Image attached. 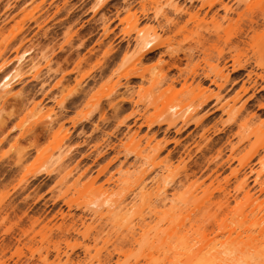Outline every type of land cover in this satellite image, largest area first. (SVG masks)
Masks as SVG:
<instances>
[{
    "label": "rangeland",
    "instance_id": "obj_1",
    "mask_svg": "<svg viewBox=\"0 0 264 264\" xmlns=\"http://www.w3.org/2000/svg\"><path fill=\"white\" fill-rule=\"evenodd\" d=\"M95 4L0 0V81L22 52L41 57L0 113V264H148L150 253L169 264L184 252L178 235L196 248L252 219L238 214V189L245 175L257 193L249 172L264 158V0ZM149 35L157 48L137 61ZM153 164L166 167L169 197L195 189L176 202L182 214L167 201L106 211L105 200L129 204ZM227 247L232 264H264L243 243Z\"/></svg>",
    "mask_w": 264,
    "mask_h": 264
},
{
    "label": "bare ground",
    "instance_id": "obj_2",
    "mask_svg": "<svg viewBox=\"0 0 264 264\" xmlns=\"http://www.w3.org/2000/svg\"><path fill=\"white\" fill-rule=\"evenodd\" d=\"M104 1L105 0H96V4L95 5H99L100 3L102 4V2H104ZM170 6L173 7L174 11H177L178 8H175V5L170 4ZM137 36H142V33L138 32ZM137 42H138L137 43V47H138V51H139L138 52L139 54L136 57L137 61H140V59L145 54H147L148 52H150V51L154 50L155 48H157V43H155L154 37L151 36V35H149V37L148 36L140 37ZM33 53H35V52H33ZM35 56H36V58L38 57L37 55H35ZM35 56H32L31 52L29 50L22 52L18 57H16L15 65H13L11 71L9 70V72L6 73L4 75V77H2L3 79L0 81V113H1L2 109L4 108V106H5L6 102L8 101V99H10L11 95H13V94H10V93H11L14 85H17L19 82L22 81V77L24 76V74L29 72L30 74H32V77H34V76H37V74L41 71V69H40V65L41 64L39 63L40 60H38L41 57L36 59ZM31 72H33V73H31ZM224 103H222V108H223L222 110H224L228 114V113H230L233 110L234 103L230 104V105H229V102H227V101H225ZM189 108H191V107H189ZM171 110H174L173 112H174V115H175L176 112H177L176 108L172 107ZM190 110L188 108L185 111L183 110L181 112L180 116H179L180 119L184 120V123L187 122V118L190 116V115L189 116L187 115L188 116L187 117V116H185V114H186L187 111H190ZM44 114H45V112H44ZM149 142L150 141L146 142L147 146L149 145ZM59 156L61 158L62 154L59 155ZM44 165H42L43 170H46V167ZM155 165L156 164H153L152 167H154ZM257 165H258V169H252L251 168L250 172H249V173H253L254 174L253 182H254V185H256L258 187L257 193L256 192L254 193V191L252 193L251 189H249L247 187L248 186L246 184L247 178H246L245 175L240 180L239 189H238V192L243 195V198H244V201H245V207L243 205L241 207V210L239 211L238 214L240 216H242V222L243 223H245L244 222L245 220L249 219L248 216L251 217V215H253L252 219L249 222V225L246 226V227H243L242 223H240L239 225L237 224V226H233V227L232 226L231 227L228 226L229 227L228 228L226 224H223V225H226V226L222 227L223 230H221L222 228L220 229L221 230L220 234L222 233L221 235L218 232H217L218 234L216 233V235L214 234V236H212V237H209L207 235H203L202 239L199 241V245L196 248H192V246L190 245V242L188 241V239L185 236H179L178 235L176 237V241H177L178 245L180 246V248L184 250V252L175 251L173 260L172 259L168 260L169 264H232V263L229 262L230 258L227 257V255L229 254V251H230L229 248L227 247L228 243H231V244L232 243H243L247 248L254 249L255 252H256V256L260 257L261 260L264 262V207L261 208L260 206H262L261 203H263V202L262 201L261 202L258 201L260 195L264 194V184H263V181H261V179H262L261 177L264 176V158L263 159H259ZM42 167H40V168L42 169ZM44 167H45V169H44ZM136 167H138V165ZM156 167L159 168L158 169L160 171L159 174L166 169V167H162V166L160 167V165L159 166L156 165ZM147 169L150 170V168L147 167V168H144L141 171V173L143 172L142 173L143 176H144V174L146 175V173H147L146 170ZM145 171H146V173H145ZM153 171H156V168H155V170L153 169ZM142 174L140 175V177H142ZM159 174H157L156 176L154 175L155 177L152 176L151 178L148 176L149 179L147 178V175H146V177L144 176L143 178L139 177L140 181H138L139 183L137 182L138 183L137 184V189H135V190L131 189V191H134V192L133 193L131 192L133 196L130 197L131 201H130L129 204L128 203L124 204L126 202H123V201L124 200L126 201V199H124L123 201H121V200L117 201V199H116L115 201H112V202H110L108 200H105V201L108 202L107 203L108 205H106V204L105 205L110 208V210H108L106 208V211L113 212L114 209L116 211H117V209H121V211H124L125 210L124 208H128V206L132 207V205L134 204V202H132V201L136 202L137 200L138 201L141 200L143 203L145 202V205H146L145 208H149V211H151L153 208H156V206H158V205H156L154 203L156 201L158 202V204L161 203L160 204L161 206H165V202L167 201V202H169L171 204V207L176 210V208H177L176 207V202L177 201H178L177 204H179V206H181L180 203L187 202L186 200L189 199V198H190V200H191V198L196 199V197H194L196 195L194 193L195 189L194 190H190V193L188 194L187 199L185 198V199L182 200V198L178 199L177 197L175 199V196H173L174 194H171L172 196L169 197L168 196V192H167L168 191L167 188L169 187L167 185H168L169 182H166V178H165L166 176H163L164 174L162 175V173H161L160 177H158ZM238 174H239V171H235L233 173V175L236 178H237ZM162 177H164V178L161 179ZM160 179H161V181H160ZM252 189H254V188H252ZM194 199H192V201H194ZM190 200H188V201L190 202ZM179 201H180V203H179ZM226 202H228V201H225V203ZM103 203L104 202L102 201V203H99V202L98 203L97 202L94 203V202H92L91 204H93L94 207L97 204H99V205H97L95 207L97 209V208H100L101 207L100 205H102ZM136 204H137V202L135 203V205ZM93 205H91V206H93ZM135 205H133V206L135 207ZM225 205L227 206L228 204H225ZM103 206L104 205H102V207ZM151 206H153V208H151ZM196 206L197 205H195V208H196ZM181 207L177 208V211H178L179 215L182 214V208L183 207L182 208ZM145 208H143V209H145ZM122 209H124V210H122ZM143 209L141 211H143ZM246 210H248V212ZM131 211H133V210H131ZM97 212H93V213L96 214ZM117 212L120 213V211H117ZM117 212H113V213H117ZM126 212H129V211L126 210ZM99 213L102 214L101 212H98L97 214H99ZM190 213H188V215H190ZM100 214H99V216H100ZM92 216H94V214ZM135 216L138 219L137 221L139 223L144 221V218H143L142 215L140 216V213L138 215H135ZM184 220H185V218H184ZM127 222H126V224H127ZM130 222H132V221H130ZM126 224H125V227H126ZM130 224H131V226H129ZM130 224L129 223L127 224V228L126 229H128V227H129V231H130V233H132L131 231H133L135 228H133L132 223H130ZM135 224H137V223H135ZM181 224H184V223H181ZM81 225H82V222H81ZM137 225H134V226H136V228L139 227L140 229H142V226L140 227L139 224H137ZM240 226H242V227H240ZM218 235H220V236L226 235L225 236L226 239L224 241L218 240V238H217ZM158 250L161 251L162 248L158 249ZM160 251H158V252H160ZM176 255H178V256H176ZM58 257H60V256L58 255ZM159 257L153 255L152 253H150V254H148V256H146V258H147L146 261H147L148 264H161V260H160ZM165 257H167V255H165L164 258ZM96 259H98V258H96ZM41 260L44 262V264H47V263H45L46 260H47L46 256L42 257ZM69 261H70V258H69V256L66 255L65 262H69ZM91 261H92V259H91ZM98 261H100V260H98ZM86 264H90V263H86ZM162 264H165V262L164 263L162 262Z\"/></svg>",
    "mask_w": 264,
    "mask_h": 264
}]
</instances>
